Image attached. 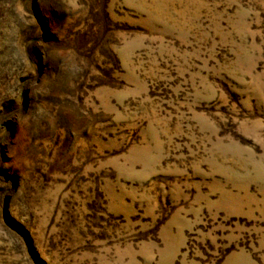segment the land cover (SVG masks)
Here are the masks:
<instances>
[{"label":"rangeland","instance_id":"1","mask_svg":"<svg viewBox=\"0 0 264 264\" xmlns=\"http://www.w3.org/2000/svg\"><path fill=\"white\" fill-rule=\"evenodd\" d=\"M0 264H264V0H0Z\"/></svg>","mask_w":264,"mask_h":264}]
</instances>
